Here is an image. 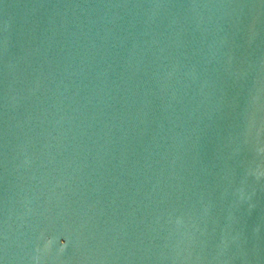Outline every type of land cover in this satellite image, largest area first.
Instances as JSON below:
<instances>
[{"label":"water","instance_id":"95a60500","mask_svg":"<svg viewBox=\"0 0 264 264\" xmlns=\"http://www.w3.org/2000/svg\"><path fill=\"white\" fill-rule=\"evenodd\" d=\"M0 264H264V0H0Z\"/></svg>","mask_w":264,"mask_h":264},{"label":"clouds","instance_id":"9594fccd","mask_svg":"<svg viewBox=\"0 0 264 264\" xmlns=\"http://www.w3.org/2000/svg\"><path fill=\"white\" fill-rule=\"evenodd\" d=\"M62 244H65L66 242L65 241H61Z\"/></svg>","mask_w":264,"mask_h":264}]
</instances>
